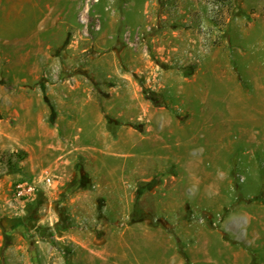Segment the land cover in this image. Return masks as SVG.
I'll return each mask as SVG.
<instances>
[{
    "label": "rangeland",
    "instance_id": "374dc122",
    "mask_svg": "<svg viewBox=\"0 0 264 264\" xmlns=\"http://www.w3.org/2000/svg\"><path fill=\"white\" fill-rule=\"evenodd\" d=\"M89 95L107 205L77 180ZM0 98V264H264V0H0Z\"/></svg>",
    "mask_w": 264,
    "mask_h": 264
},
{
    "label": "crops",
    "instance_id": "0c3cea01",
    "mask_svg": "<svg viewBox=\"0 0 264 264\" xmlns=\"http://www.w3.org/2000/svg\"><path fill=\"white\" fill-rule=\"evenodd\" d=\"M121 83H123L122 86L120 85ZM130 84H131V82L129 83V81L119 82V85L114 87V89H119L121 87L124 88V86H129ZM118 94H120V92H118ZM88 100H89V102H86V103L83 102L82 103V105H81L82 107H80L78 109H76V107H75L73 109L74 115L76 114L78 119H79L78 123L76 124V133H74L76 136L74 135V137L77 138V139L79 138L80 144L78 145V149L81 151V156L84 159V162L80 163L81 170L77 169V173H78L77 174V177H78L77 180L80 181V179H82V176H84L85 181L87 183L88 182L91 183L92 187H96V189H98L100 187V190L98 191V193L97 192H95V193L99 194L97 196V198L103 200L106 203V205H107V201L112 197L113 192H114V189L112 188V186H113V184L115 182H112L110 179H113V173L116 174V170H115V172H113L110 169L111 166L108 163V161L106 162L103 159V156H105L108 153H105V152H107V150L102 148L100 146V144L96 142V140L94 139L95 134L91 135L90 132H92V131H83L82 130V125L79 123L80 121H84V120L89 119L90 123L93 124V130L95 131V127H94L95 124L93 123L94 122L93 121L94 120L93 112L89 108H88L89 110L87 111V108H85V105H84V104H87V103H91L90 101L94 100L93 96L89 95L88 96ZM0 101H1V98H0ZM78 103H81V102H78ZM25 105H26V107H24V109H26V113L32 114V112L34 111L35 103L30 101V102H26ZM97 105L99 107H102V105L100 103H98ZM112 106H113V109H112L111 113L109 111V114H112V115H113L112 112H114V115L112 117L108 118L106 116L107 115V112L105 111L106 105H104V104H103V107H105V109L100 110L101 112L98 114V116L103 121H104V119H106V117L108 118V120L110 122L114 121V123L117 125V128L115 127V129L113 128L111 131H118V133H116V134L120 137L121 136L120 135V131H123L124 128H123V126H120L121 122H120L119 119L123 115H125L126 110H125L122 102L113 103ZM100 109H102V108H100ZM14 110H15L14 113H18V114L21 113L18 109L17 110L14 109ZM1 112L2 111H1V108H0V115H1ZM130 131H135V129L133 128ZM131 134L137 136L136 133H131ZM137 141H139V140L137 139ZM111 153L112 154H114V153L119 154V153H117V151L116 152L112 151ZM119 163H123V161H120ZM121 166L124 168V164L123 165L121 164ZM124 170H126V169L124 168L123 172H124ZM98 177L102 178V180L105 182V188L104 189L103 188L101 189L102 185H99V184H97L95 182L94 179L98 178ZM73 178H75V176ZM123 179H124V177H122V179H119V181H116L115 179L114 180L116 181V183L118 182L120 184V183H122ZM7 190H8V188L0 190V214L4 213L1 210V207L5 206L4 203L6 201L8 202ZM40 194L41 195L38 196V198H37L38 202H40L41 199L45 198V196L46 197L51 196V197H49V201H48L49 204L54 202L53 201L54 196L52 197V195H50V194L54 195V194H56L55 192H51V190H49V191L46 190L45 192L40 193ZM29 205H28V210H31ZM25 208H27V205L25 206ZM16 213H19V212H16ZM12 216H13L12 214L8 216L5 213L0 215V231L2 230L4 232L8 233V232H11V231L16 230L18 228V226H17L18 223H17L16 219H13ZM19 227H23V226L20 224Z\"/></svg>",
    "mask_w": 264,
    "mask_h": 264
},
{
    "label": "built area",
    "instance_id": "2783aa9c",
    "mask_svg": "<svg viewBox=\"0 0 264 264\" xmlns=\"http://www.w3.org/2000/svg\"><path fill=\"white\" fill-rule=\"evenodd\" d=\"M54 178L50 173L44 172L38 181H21L15 188V197L23 207L32 201L36 195H39L45 187L53 186Z\"/></svg>",
    "mask_w": 264,
    "mask_h": 264
},
{
    "label": "trees",
    "instance_id": "16d2710c",
    "mask_svg": "<svg viewBox=\"0 0 264 264\" xmlns=\"http://www.w3.org/2000/svg\"><path fill=\"white\" fill-rule=\"evenodd\" d=\"M7 234V236H8V233H6ZM7 240H8V237H7ZM9 243V242H8ZM7 244V243H6Z\"/></svg>",
    "mask_w": 264,
    "mask_h": 264
},
{
    "label": "bare ground",
    "instance_id": "6f19581e",
    "mask_svg": "<svg viewBox=\"0 0 264 264\" xmlns=\"http://www.w3.org/2000/svg\"><path fill=\"white\" fill-rule=\"evenodd\" d=\"M248 92H249V91H248ZM248 92H247V93H248ZM249 94H250V93H249ZM231 107H233V106H231ZM231 107H230V108H231Z\"/></svg>",
    "mask_w": 264,
    "mask_h": 264
}]
</instances>
